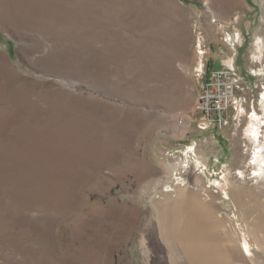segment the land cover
Instances as JSON below:
<instances>
[{"label": "rangeland", "instance_id": "rangeland-1", "mask_svg": "<svg viewBox=\"0 0 264 264\" xmlns=\"http://www.w3.org/2000/svg\"><path fill=\"white\" fill-rule=\"evenodd\" d=\"M263 155L264 0H0V264H165L154 199L199 172L262 243Z\"/></svg>", "mask_w": 264, "mask_h": 264}, {"label": "bare ground", "instance_id": "bare-ground-1", "mask_svg": "<svg viewBox=\"0 0 264 264\" xmlns=\"http://www.w3.org/2000/svg\"><path fill=\"white\" fill-rule=\"evenodd\" d=\"M255 118L253 121L259 116ZM258 135L256 132L255 137ZM188 163L183 164L184 174ZM194 177L205 187L177 184L176 191H161L164 198L154 199L160 218L151 239L165 253V264H264V249H260L264 242L254 240V229L246 216L242 213L244 224L240 223L233 203L215 190L224 191L227 186L220 181L206 185L200 172Z\"/></svg>", "mask_w": 264, "mask_h": 264}, {"label": "built area", "instance_id": "built-area-1", "mask_svg": "<svg viewBox=\"0 0 264 264\" xmlns=\"http://www.w3.org/2000/svg\"><path fill=\"white\" fill-rule=\"evenodd\" d=\"M235 83L232 71L219 69L210 73L198 94L195 110L201 112L214 125L223 127L235 96Z\"/></svg>", "mask_w": 264, "mask_h": 264}, {"label": "crops", "instance_id": "crops-1", "mask_svg": "<svg viewBox=\"0 0 264 264\" xmlns=\"http://www.w3.org/2000/svg\"><path fill=\"white\" fill-rule=\"evenodd\" d=\"M259 40H260V39H259ZM257 42H258V41H257ZM222 63H223V62H222ZM227 63H228L227 65H230V67H231L230 70L232 71V73L235 74V73H236L235 69H236V67L238 68V64L235 62V59H233V60H232V59H230V60L228 59V60H227ZM223 65H224V64H223ZM220 67H221V66H220ZM234 76H235V75H234ZM204 117H205V116H204ZM205 118H206V117H205ZM205 120H206V119H205Z\"/></svg>", "mask_w": 264, "mask_h": 264}]
</instances>
